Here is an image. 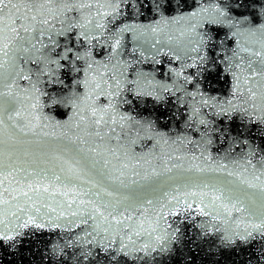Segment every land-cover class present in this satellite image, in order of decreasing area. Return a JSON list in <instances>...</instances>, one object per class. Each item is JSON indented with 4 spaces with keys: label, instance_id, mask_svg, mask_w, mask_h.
I'll return each instance as SVG.
<instances>
[{
    "label": "snow or ice",
    "instance_id": "6c2138e0",
    "mask_svg": "<svg viewBox=\"0 0 264 264\" xmlns=\"http://www.w3.org/2000/svg\"><path fill=\"white\" fill-rule=\"evenodd\" d=\"M158 57L170 83L140 67ZM213 73L231 77L227 97L205 91ZM126 94L174 102L182 129L122 111ZM46 230L74 235L49 264L93 246L164 264L182 244L264 264V0H0V264Z\"/></svg>",
    "mask_w": 264,
    "mask_h": 264
},
{
    "label": "water",
    "instance_id": "95a60500",
    "mask_svg": "<svg viewBox=\"0 0 264 264\" xmlns=\"http://www.w3.org/2000/svg\"><path fill=\"white\" fill-rule=\"evenodd\" d=\"M78 2L89 3L92 0H78ZM89 11H91L94 15L96 8L93 6L91 10L84 9L83 15H88ZM125 12L127 14H131V9L125 8ZM69 15H79L77 13H70ZM146 17L139 18L140 21L147 22ZM222 38V35H221ZM95 43V42H94ZM125 50L128 51L132 47V42L130 40L129 34H126L124 40ZM78 49L83 51L84 47H87V43L84 42L83 47L77 45ZM107 47H97L93 49L94 55L102 54L107 55ZM246 55V54H245ZM162 62L160 65H155L151 62L145 63L141 65V69L143 71L155 72L156 79L164 80L167 82H171L169 77V59L167 57H158ZM178 62H172V66H175ZM61 78L65 79V82L68 83V78L64 75L63 72L60 73ZM22 85L26 84L24 81H20ZM232 84L231 77L225 73L222 76L217 73H213L211 77L208 78L205 84V91L210 95H215L217 97H227L230 92V87ZM49 92H59V86L45 85L44 86ZM128 99L132 101L131 105H123L122 111H126L135 116H151L152 119L156 120V126L160 131L169 132L170 134L174 131H179L182 129V124L180 121L175 118H170L173 110V103H169L167 107V111L165 112V108H159L154 110L152 107V102L149 99L146 104H140L136 97L131 94H126ZM103 101V98H102ZM45 112H48L50 115L55 116L57 119L63 120L66 119L67 116L71 115V112L67 108L57 107L54 109L45 108ZM164 112L165 115L161 117V113ZM160 117V119H157ZM260 142V141H257ZM145 143L146 147L143 150H147L148 147H151L152 142H142ZM226 145H216L213 146L211 151L213 156H216L218 153L223 154ZM136 150L140 151L139 145L136 146ZM79 229H75L74 232H79ZM91 231V229H89ZM194 231L191 235H194ZM73 233L65 232L62 230H52V231H44L42 234H37L29 240L24 241V245L22 248L16 251L15 255H7L4 260V264H49L48 247L52 243H58L63 246L64 242L69 239H73ZM105 244L107 241L104 242ZM205 246H201L197 248L193 245L182 244L172 256H170L167 260L164 261V264H214V261H220V264H232L233 260L239 261L244 257H237L235 254L231 253H223L220 256L210 257L208 252L204 250ZM75 257V259H74ZM79 258V250L76 247L66 248L64 250V255L62 258H59L57 264H114L112 259L110 258L109 253H104L100 249L93 246V256L89 258L88 261H84ZM119 259V257H118ZM121 264H124V261L121 260Z\"/></svg>",
    "mask_w": 264,
    "mask_h": 264
}]
</instances>
